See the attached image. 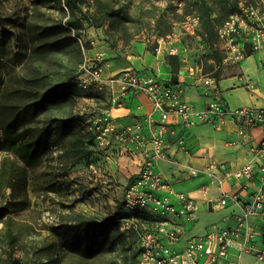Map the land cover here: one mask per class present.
Masks as SVG:
<instances>
[{
    "label": "rangeland",
    "instance_id": "obj_1",
    "mask_svg": "<svg viewBox=\"0 0 264 264\" xmlns=\"http://www.w3.org/2000/svg\"><path fill=\"white\" fill-rule=\"evenodd\" d=\"M34 1L0 0V100L4 98L8 86L12 90L18 88L22 77L28 73L31 25L53 24L69 17L59 7L38 8ZM104 1H110L115 8L128 12L136 20L126 25L122 21L115 24L107 21L102 27L84 22L79 32L81 39L88 42L91 48L83 51L84 62L79 69L78 80L84 73V65L97 64L103 69L102 78L111 76L107 81H113L114 75L127 69L123 66L124 61L128 59L131 49L138 45L145 46L152 53L164 50L169 55L176 54L186 69L201 67L205 73L215 75L232 72L229 65L233 60L222 54V59L216 60V45L211 46L203 37L196 16L198 0ZM209 2L217 10L224 8L225 0ZM83 8L86 10L88 7L84 5ZM190 11L192 13H188ZM80 16L77 12V17ZM159 17L171 24L169 28L167 25L161 28L162 32L168 29L167 34L160 35L157 30ZM48 66L51 67V63ZM80 80L82 97L77 105L86 111L84 120L91 129L95 126L93 111L110 98L111 91L105 83L100 89L90 77L84 78L87 80L85 84L82 83L83 79ZM112 85L115 92L120 90L116 82ZM11 98L18 104L31 102L28 97L14 99L12 95ZM6 99L9 104L10 96ZM10 117H14V113L7 107L0 114V119L8 120ZM50 118L49 115L19 117V123L21 126H38L48 123ZM54 135V128L35 133L30 140L38 152L22 159L9 147L3 125L0 124V264H112L114 261L139 264L137 241L149 219L139 218L136 212H143L129 211L124 205L127 183L137 166L127 157L101 158L93 143V152L74 167L59 171L57 176L45 177L48 159L58 153V149L50 145ZM48 180L62 182V192L47 193ZM197 183L198 179L192 180L194 190L197 189ZM210 190V196H217L219 187ZM198 207L201 212L210 210L209 203H202ZM71 210L85 212L98 222H111L104 233H93V228L89 231L80 228L71 232L69 226L62 223L64 214ZM8 216L21 222L14 228L15 248L9 246L5 238ZM48 242L58 244L61 257L41 251ZM11 252L13 257L5 261Z\"/></svg>",
    "mask_w": 264,
    "mask_h": 264
},
{
    "label": "built area",
    "instance_id": "obj_2",
    "mask_svg": "<svg viewBox=\"0 0 264 264\" xmlns=\"http://www.w3.org/2000/svg\"><path fill=\"white\" fill-rule=\"evenodd\" d=\"M239 7L240 12L220 26L216 43L219 52L234 62L264 50V0H240ZM83 70L79 80L85 84L84 78L90 77L102 89V67L84 65ZM188 71L196 76L195 86L206 98L201 106L183 98L180 81L130 67L113 76V81H109L110 98L93 111L95 126L90 130L102 157H127L137 166L127 183L124 205L129 211L154 217L137 241L140 264H219L231 256L233 249L239 255L254 250L252 241L257 237L264 243V160L247 163L232 172L226 169L239 189L223 190L218 202L222 207H242L235 226L214 224L203 234L186 237L188 225L196 219L197 201L189 193L173 188L158 166L169 157L171 137H176L177 145L185 146L184 132L199 125L221 128L233 121L237 132L245 136L264 124V108L230 105L217 75L205 73L201 67L192 66ZM113 82L118 84V92ZM129 92H146L153 110L135 123L122 124L112 116L110 106H121ZM74 111L86 114L80 107ZM261 148L264 151V140ZM189 172L193 176L200 173L193 167ZM250 185L251 201L242 202L240 191ZM258 258L264 261V251L259 252Z\"/></svg>",
    "mask_w": 264,
    "mask_h": 264
},
{
    "label": "trees",
    "instance_id": "obj_3",
    "mask_svg": "<svg viewBox=\"0 0 264 264\" xmlns=\"http://www.w3.org/2000/svg\"><path fill=\"white\" fill-rule=\"evenodd\" d=\"M239 2L240 0H225L223 10L214 8L209 0L196 2V16L203 30V37L208 44L216 45L220 26L231 15L240 12ZM34 3L38 8L59 7L66 16L69 14V17L53 24L35 23L31 25L28 73L22 77L18 88L12 90L9 86L7 87L5 96H10L8 100L10 103L8 104L5 96L0 100V114L8 107L14 113V117L8 120L2 118L0 124L3 125L5 140L9 147L22 159L38 152V148L30 140L35 133H43L49 128L55 129L50 145L53 148L56 147L58 153L52 159H48L45 169V177H50L57 176L59 171L69 170L93 152L95 134L86 126L84 117L87 116L74 111L78 107L79 98L82 97L78 75L84 62L83 51L85 48H91L88 42L81 39L79 29L84 22H89L95 27H102L107 21L112 24L122 21L126 25L128 22L135 21L136 18L120 8H115L110 1L104 0H35ZM84 5L88 7L86 10L83 8ZM77 12L81 14L80 17H77ZM164 25L169 28L171 24L159 17L156 27L160 35L167 34L169 31L165 29L162 32L161 28ZM215 53H217L216 60L220 61L221 53L218 49ZM49 63L51 67L48 66ZM169 63L172 66L173 80L177 81L181 64L178 55L170 54ZM216 75L218 76L219 73ZM12 95L14 99L28 97L31 102L18 104L11 98ZM41 115H49L50 121L38 126H26L25 124L21 126L19 123V117H40ZM47 182V193L51 191L61 193L64 189L62 182H50L49 180ZM136 215L141 219H149V222L154 220V217L145 213L136 212ZM64 219L62 223H66L71 232L80 228L88 231L93 228V233H104L111 222V220L98 222L93 216L75 210L64 214ZM19 224L21 222L12 216L6 218L5 238L9 246L13 248L16 245L14 228ZM57 247V243L48 242L41 248V251L48 255L55 253L57 257H61V252H58ZM12 257L11 252L5 261ZM138 263L140 264L139 259ZM112 264H120V262L114 261Z\"/></svg>",
    "mask_w": 264,
    "mask_h": 264
},
{
    "label": "crops",
    "instance_id": "obj_4",
    "mask_svg": "<svg viewBox=\"0 0 264 264\" xmlns=\"http://www.w3.org/2000/svg\"><path fill=\"white\" fill-rule=\"evenodd\" d=\"M168 55L169 53L164 50L152 53L145 46L138 45L131 49L123 66L135 67L172 80L173 72L167 59ZM181 66L178 81L184 86L183 98L197 106L203 105L206 98L195 86L196 76L190 73L184 64ZM229 68L232 72H221L218 78L230 105L235 108L241 106L264 108V50L247 55L239 62L232 61ZM110 77H105L104 81L108 86L107 79ZM110 110L112 116L120 123L131 124L150 113L153 108L146 92H129L124 95L121 106H110ZM184 135L185 146L177 145L176 137H171L169 157L159 162L158 166L173 188L189 193L196 199L198 206L202 203H209V206H212L208 212L198 210L196 219L188 225L186 237L203 234L214 224L235 226L238 216L242 213V207L239 204L222 207L218 201L223 190L239 189L236 179L229 175L228 171L232 172L247 163L264 160V151L261 148L264 124L252 128L245 136L237 132L233 121H229L221 128L199 125L184 132ZM191 167L200 171L198 176L190 174ZM197 179V189L194 190L192 180ZM214 187H219V192L217 196H210V189ZM251 190L252 185L240 191L242 202L251 201ZM184 240L185 238L181 240V244ZM252 242L254 250L239 255L238 251L233 249L231 256L219 264H264V261L258 258L259 252L264 251L263 240L257 237Z\"/></svg>",
    "mask_w": 264,
    "mask_h": 264
},
{
    "label": "water",
    "instance_id": "obj_5",
    "mask_svg": "<svg viewBox=\"0 0 264 264\" xmlns=\"http://www.w3.org/2000/svg\"><path fill=\"white\" fill-rule=\"evenodd\" d=\"M210 204H211V202H210ZM210 209H212V206H210Z\"/></svg>",
    "mask_w": 264,
    "mask_h": 264
}]
</instances>
